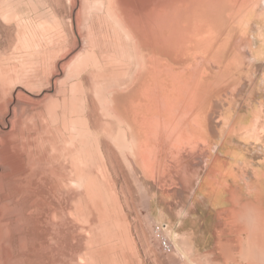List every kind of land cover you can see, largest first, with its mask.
<instances>
[{
  "label": "rangeland",
  "instance_id": "374dc122",
  "mask_svg": "<svg viewBox=\"0 0 264 264\" xmlns=\"http://www.w3.org/2000/svg\"><path fill=\"white\" fill-rule=\"evenodd\" d=\"M111 4L0 0V264H264V0L210 23L220 67L136 58ZM201 180L227 200L205 207Z\"/></svg>",
  "mask_w": 264,
  "mask_h": 264
},
{
  "label": "bare ground",
  "instance_id": "6f19581e",
  "mask_svg": "<svg viewBox=\"0 0 264 264\" xmlns=\"http://www.w3.org/2000/svg\"><path fill=\"white\" fill-rule=\"evenodd\" d=\"M259 6L260 0H112V15L110 16L119 26L121 25L120 27L123 30L121 31L125 33L127 40L131 42L136 58L137 53H140L142 49L157 51L159 54L170 50L190 51L193 54H198L196 59L205 61L210 66L220 67V62L208 55L213 45L217 47L214 44L216 36L211 31L210 23L222 18L225 14L230 15L232 13L237 15L239 21L244 14L240 12L242 9L257 11L260 8ZM222 31L224 30L222 29ZM229 46L227 47L229 48ZM143 59L146 60L141 65V77L144 80L140 83L149 78V81L144 83L148 86L153 85L155 89L160 90L165 80L162 78V74L165 72L162 65L155 58L145 59L144 57ZM182 73L184 72L182 71ZM159 96L160 93L154 99L160 100ZM245 253L246 255L251 253L250 246H247V244ZM258 255L260 258L262 257L261 252H258Z\"/></svg>",
  "mask_w": 264,
  "mask_h": 264
},
{
  "label": "crops",
  "instance_id": "0c3cea01",
  "mask_svg": "<svg viewBox=\"0 0 264 264\" xmlns=\"http://www.w3.org/2000/svg\"><path fill=\"white\" fill-rule=\"evenodd\" d=\"M203 122L206 124L205 128L209 127L210 120L204 119ZM201 187L203 188L201 189ZM197 190L200 191L199 200L202 202V204L205 203V207H206V202L208 203L209 202H214V203L221 202V197H222V201L227 200L226 198H223L224 194L223 192H221V190L219 189L213 190L212 188H210L208 186L207 180L205 182L201 180L197 185ZM154 207L155 208L150 207V211L152 213L153 218L155 220H161V224L166 225L167 228L171 227L177 231V230H181V228L186 225L184 221H181L180 219L175 217L172 210H168V208H166L167 206L165 208L163 206L160 208H157V205L155 204ZM194 209L197 210L196 207H194ZM163 217L166 219H163ZM173 219L175 220L173 221ZM215 229L216 230L218 229L217 222L215 223ZM196 234L197 235H195V232L192 230L191 238L193 241L197 243V245H199L200 243H203L205 241L206 233L203 230H199Z\"/></svg>",
  "mask_w": 264,
  "mask_h": 264
},
{
  "label": "built area",
  "instance_id": "2783aa9c",
  "mask_svg": "<svg viewBox=\"0 0 264 264\" xmlns=\"http://www.w3.org/2000/svg\"><path fill=\"white\" fill-rule=\"evenodd\" d=\"M156 233L160 235V245H161V250L163 251V253H171L172 251V246L169 242V240L167 239V237L165 235H163L165 227H163L162 229H160V227H156Z\"/></svg>",
  "mask_w": 264,
  "mask_h": 264
}]
</instances>
